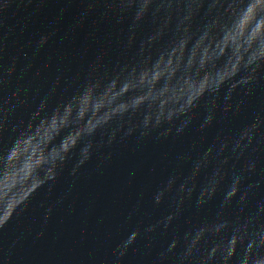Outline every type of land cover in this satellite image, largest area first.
I'll return each mask as SVG.
<instances>
[{"label": "water", "instance_id": "1", "mask_svg": "<svg viewBox=\"0 0 264 264\" xmlns=\"http://www.w3.org/2000/svg\"><path fill=\"white\" fill-rule=\"evenodd\" d=\"M0 264H264V0H0Z\"/></svg>", "mask_w": 264, "mask_h": 264}]
</instances>
